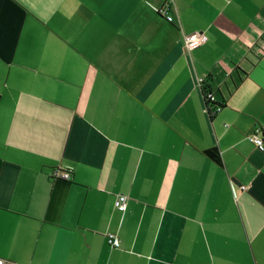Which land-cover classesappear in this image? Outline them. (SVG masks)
I'll return each instance as SVG.
<instances>
[{"label":"crops","instance_id":"obj_1","mask_svg":"<svg viewBox=\"0 0 264 264\" xmlns=\"http://www.w3.org/2000/svg\"><path fill=\"white\" fill-rule=\"evenodd\" d=\"M254 128L264 0H0V258L264 264Z\"/></svg>","mask_w":264,"mask_h":264},{"label":"built area","instance_id":"obj_2","mask_svg":"<svg viewBox=\"0 0 264 264\" xmlns=\"http://www.w3.org/2000/svg\"><path fill=\"white\" fill-rule=\"evenodd\" d=\"M165 8L166 6L163 5L158 9V13L166 18L167 21H171V17L168 15H165ZM206 40V37L203 33L199 32H193L191 34L184 36V46L188 49L194 48L202 44ZM209 99L211 100L210 103L207 104H213L212 107H210V113L215 112L220 108V106L216 105L215 102L211 96V92L209 93ZM247 139L254 144V146L259 150H264V142L262 140V137L260 136L259 129L254 128L248 135ZM52 179H62V180H69L71 177L70 170L63 169V168H55L50 175ZM241 188H244L242 186ZM115 206L120 210L124 211L126 208V196L122 193L118 194L115 201ZM108 242L111 246L114 248L118 247L120 244L119 238L113 234L107 235ZM0 264H5L4 259L0 258Z\"/></svg>","mask_w":264,"mask_h":264},{"label":"trees","instance_id":"obj_3","mask_svg":"<svg viewBox=\"0 0 264 264\" xmlns=\"http://www.w3.org/2000/svg\"><path fill=\"white\" fill-rule=\"evenodd\" d=\"M209 93H210V90H209V87L205 84V82H202V94H203V99H204V102L207 104V103H210L211 100L209 99ZM216 105L220 106L221 107V104L218 103V102H215ZM210 116H212L210 113H209ZM205 153L212 157L213 159H215L216 161L219 162V155H218V152H217V149L214 147V148H209L205 151Z\"/></svg>","mask_w":264,"mask_h":264},{"label":"water","instance_id":"obj_4","mask_svg":"<svg viewBox=\"0 0 264 264\" xmlns=\"http://www.w3.org/2000/svg\"><path fill=\"white\" fill-rule=\"evenodd\" d=\"M213 104H214V103H212V104H210V105H209V104H206V105H207V110L210 109V107H212Z\"/></svg>","mask_w":264,"mask_h":264}]
</instances>
